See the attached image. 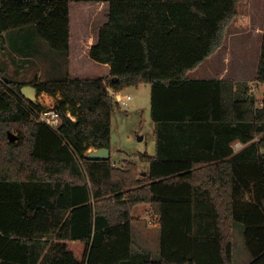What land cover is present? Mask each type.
<instances>
[{
	"label": "trees",
	"instance_id": "trees-1",
	"mask_svg": "<svg viewBox=\"0 0 264 264\" xmlns=\"http://www.w3.org/2000/svg\"><path fill=\"white\" fill-rule=\"evenodd\" d=\"M70 1L0 0V37L32 25L68 63ZM106 1L88 54L108 75L22 82L0 68V264H234L235 223L246 264H264V100L244 82L187 76L222 46L242 0ZM255 79L264 83V21ZM141 83L156 133V154H138L146 177L133 161L86 159L110 147L109 89ZM25 84L58 97L57 128L38 120L44 107L21 94ZM235 139L245 146L232 153ZM139 203L156 215L157 259L134 246Z\"/></svg>",
	"mask_w": 264,
	"mask_h": 264
},
{
	"label": "rangeland",
	"instance_id": "rangeland-1",
	"mask_svg": "<svg viewBox=\"0 0 264 264\" xmlns=\"http://www.w3.org/2000/svg\"><path fill=\"white\" fill-rule=\"evenodd\" d=\"M69 9L70 32H72L74 48L78 46L80 36L87 41H91L93 37L97 36L99 28L108 19L109 5L106 0H72ZM237 16L235 23L239 22L237 25L239 27L240 25L241 27L243 26L242 33L238 34L239 31H237L234 34V32L230 31L231 28L228 29L224 40L225 45L221 48H226L230 44L232 46L231 48L229 46V50L223 55L217 52L215 59L217 61L221 59V62L227 68H242V74L238 73V76H243L242 78L245 80L243 82L250 87V93L254 95L256 105H261L264 100V83L257 82L255 79L261 43V35H259L258 31L259 29L261 30L264 21V13L260 7V0H242ZM235 23L233 22L232 24L234 25ZM25 30L28 32V35L24 37L25 43L20 40L15 45V40L17 39L15 34L25 32L19 28L10 30L12 33L8 31L10 33L7 32L0 38V68L6 76L22 82H35L64 77L63 75L67 71L66 53L52 49L46 41L37 36L34 26L31 25ZM74 63L81 70V77H97L104 71L102 67L96 65L98 62L92 64L83 55L77 56ZM49 67L54 68V70H51ZM0 82H2L1 78ZM6 85L5 83V87ZM122 93H129L131 99L126 105L117 103L111 114L109 149L111 148L112 151L110 159L116 163L123 161L121 159H132L137 151L145 149L144 145L149 142L150 136H153V125L147 106L146 108L144 106H139L138 108L136 104L132 106L138 99L133 87L125 88L122 90ZM57 98L43 92L36 95V101L46 108L55 106ZM141 135H144V139L138 140ZM233 145L237 148L240 147L241 143L235 142ZM142 204L144 203L136 204L132 208V212L136 213L138 208L143 206ZM148 219L149 217L145 213L139 220L147 227H155V225L149 226ZM156 228H158L159 232V227L157 226ZM132 238L134 246L147 248L152 252L153 258H158L159 242L155 238V234L149 235L150 242L148 245L145 244V239L140 237L138 232H134ZM248 259L249 254L245 248L243 226L241 223H235L233 227L234 264H245L244 262Z\"/></svg>",
	"mask_w": 264,
	"mask_h": 264
},
{
	"label": "crops",
	"instance_id": "crops-1",
	"mask_svg": "<svg viewBox=\"0 0 264 264\" xmlns=\"http://www.w3.org/2000/svg\"><path fill=\"white\" fill-rule=\"evenodd\" d=\"M71 2L72 1H70V3ZM70 3H69V5H70ZM237 17H235L232 20V22L227 26L226 31H225V34H224V40H225L227 31L230 28H231L230 31L231 32H234V34L237 31H239L238 34L239 33H242L243 26L241 27V25H240V27H239V25H237L239 23L238 21H237L238 23H235ZM233 22L235 23L234 24L235 26L232 24ZM26 28L27 27L19 28V29H21V31H25V32H20V34H15L17 36V39L15 40V42H16L15 45L18 44L20 40L25 43L24 37H26V35H28L27 34L28 33L27 30H25ZM7 32L8 31L3 32L1 34V37L4 36ZM10 32H8V33H10ZM258 32L260 33L259 35H261V33H262V27H261V30L259 29ZM235 37H237V36H235ZM96 39H97V36L93 37V39L91 41H87L85 38H83V37L80 36V38L78 40V46L74 48L73 47V36H72V32H70L69 55H68L67 71H66V74L65 75H68L69 77H77V78H93V77H81L80 76L81 70L77 68V65H76V63H74V61H75V58L77 56L79 57L80 55H83L84 57H86V60L88 62H90L92 64H96L97 62H95L94 60H92L89 57V54H88L90 45L92 43H94L96 41ZM224 45H225V42L223 41V44H222L221 47H223ZM229 46L231 48L232 44L228 45L226 48H221L220 47L219 49H217V51L214 54H212L211 56H209L206 59H204L195 69L189 71L187 73V76L189 78H191V79H203V78H207V79H231V80H233L235 82H243V81H245V80H243L244 78H242L243 77L242 75L238 76V73L242 74V68H240V67H235V68L228 67L227 68L225 66V64H223V62H221V59L219 61H217L215 59V54L217 52H219V54H222L223 55L224 53H227V51L229 50V48H228ZM26 53L29 54L28 51H26ZM96 65H99L100 67H102L104 69L103 73L100 74V75H98V76H105V75H108L109 74L110 67H109L108 64L97 63ZM49 68L51 70H54V68H52V67H49ZM61 74H63V73H61ZM65 75H63V76H65ZM246 82H248V81H246ZM130 87H133L134 88V90L136 92V95H137V98H138L137 99V102L136 103H133L132 106L134 104H136L138 108H139V106L140 107L144 106V108H146V106H147L148 112H149V115H150V106H151L150 92H151V85L149 83H141V84H139L137 86H130ZM130 87H127V88H130ZM233 90H237V86L236 85H234ZM141 100H142V102H141ZM150 119H151V115H150ZM151 121H152V125H153V133H152L153 136L152 137L150 136L149 142L144 145L145 149L144 150L142 149L141 151H137L135 153V156L132 159H121L123 161H121L120 163H116V162H114V161L111 160L113 164H115L116 166H119V167H123L124 166L123 165L124 161L125 160H130V161L135 162L138 165V168H139V171H140V175H141L140 177H146L149 174L150 163L148 161L141 160L139 158L138 154L139 153H143V154H147V155H155L156 154L155 124H154V122H153L152 119H151ZM207 135L213 137V139H214V137L216 138V136H217V132H214L212 129H210V130H208ZM141 139L142 140L144 139V135H141V138L140 137L138 138V140H141ZM235 142L241 143L240 147L235 148L234 145H233ZM230 146H231L232 153H237V152H239L245 146V143H243L239 139H235V140H233L230 143ZM205 148H198L197 147L196 150H198V151H202V150L208 151ZM111 151L112 150L110 148V157H111ZM210 152H213V149H211ZM216 162H219V161H216V160L210 161V163H204V165H206V164H214ZM142 172H146V174H143ZM139 204H141V203H139ZM139 204H137V205H139ZM142 205L143 206H140L138 208V210H137L136 213L132 212V209H131L132 235H133L134 232H138L139 236L142 237L143 239H145V244L148 245L149 242H150L149 235L150 234H155V238H157L158 239V242H159V240H160V230L158 232V230H157L158 228H156L158 226V224L156 222V215L153 213V211H152L151 206H150L149 203H144ZM145 213H147V215L149 217V219H148L149 224H150L149 226H154L155 225V227H147L145 224H143V223L140 222L139 219ZM134 219H136V221H134ZM135 222H136V224H135ZM139 247H141L143 249H147V248H144L142 246H139ZM147 250H149V249H147ZM248 260L246 262H244V263L246 264L248 262Z\"/></svg>",
	"mask_w": 264,
	"mask_h": 264
},
{
	"label": "built area",
	"instance_id": "built-area-1",
	"mask_svg": "<svg viewBox=\"0 0 264 264\" xmlns=\"http://www.w3.org/2000/svg\"><path fill=\"white\" fill-rule=\"evenodd\" d=\"M109 90L118 104L126 105L131 99V95L129 93L124 94L122 91H113L112 89ZM35 102L38 103L37 101ZM43 107L44 108L42 110L36 111L38 120L50 125L53 128H57L61 122V116L58 109L55 106H50L47 108L45 106Z\"/></svg>",
	"mask_w": 264,
	"mask_h": 264
},
{
	"label": "water",
	"instance_id": "water-1",
	"mask_svg": "<svg viewBox=\"0 0 264 264\" xmlns=\"http://www.w3.org/2000/svg\"><path fill=\"white\" fill-rule=\"evenodd\" d=\"M21 94L27 99L32 102L36 101V94L37 90L34 85L25 84L20 88ZM16 135L9 133V139L14 140ZM141 138V136H140ZM110 158V149L109 147H98V148H91L86 153V159L88 160H106ZM146 174V172H142Z\"/></svg>",
	"mask_w": 264,
	"mask_h": 264
}]
</instances>
